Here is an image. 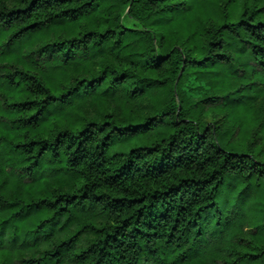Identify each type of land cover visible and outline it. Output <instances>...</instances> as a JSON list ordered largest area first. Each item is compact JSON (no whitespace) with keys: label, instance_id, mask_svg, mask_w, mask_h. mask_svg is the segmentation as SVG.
Instances as JSON below:
<instances>
[{"label":"trees","instance_id":"16d2710c","mask_svg":"<svg viewBox=\"0 0 264 264\" xmlns=\"http://www.w3.org/2000/svg\"><path fill=\"white\" fill-rule=\"evenodd\" d=\"M0 49V264H264V0H0Z\"/></svg>","mask_w":264,"mask_h":264},{"label":"rangeland","instance_id":"374dc122","mask_svg":"<svg viewBox=\"0 0 264 264\" xmlns=\"http://www.w3.org/2000/svg\"><path fill=\"white\" fill-rule=\"evenodd\" d=\"M4 47H7V46H3V47H1V48H4ZM15 47H17V46H15ZM21 49H23L24 48V46H22V47H20ZM20 49V50H21ZM0 52H1V49H0ZM260 100H262V102H260ZM256 103V105L259 103V104H262L263 105V108H264V96H262V97H260L259 99H257L256 101H255ZM245 108V107H244ZM244 108H235V114L238 116V117H243L244 118V120H245V122H246V124H248V125H251V126H253V125H255V115H254V111H253V108H251V109H247V110H245V111H243L244 110ZM255 108V107H254ZM255 111L256 112H258V109H256L255 108ZM207 119H210V116L209 117H207Z\"/></svg>","mask_w":264,"mask_h":264}]
</instances>
